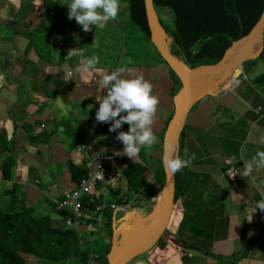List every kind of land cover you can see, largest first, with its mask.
Returning <instances> with one entry per match:
<instances>
[{"label": "trees", "instance_id": "trees-1", "mask_svg": "<svg viewBox=\"0 0 264 264\" xmlns=\"http://www.w3.org/2000/svg\"><path fill=\"white\" fill-rule=\"evenodd\" d=\"M154 2L156 9L165 8L173 13L175 18V31L173 35H170L171 44L173 46L172 53L187 65H213L219 63L223 60L229 48L237 41L250 34L264 12V0H154ZM35 9L37 8L30 5V9L23 12L25 15H13L9 12V9H7V14L1 16L3 21L0 22V31L2 32V27L6 26L8 28L19 29L23 27L32 30V35L30 34L28 36L30 46H27V48L30 51H34L35 55L43 60L44 56H46V52L39 46L38 34L42 35L44 30H46V21L50 20L49 14L52 11V5L50 4L48 7H42L40 12H36ZM127 10L129 20L134 26L141 29L143 34L147 37V40L155 47L158 58L163 60L161 53L152 41V32L144 0H128ZM26 14L29 15V18ZM34 18L36 19L35 21H33ZM166 32L167 34L170 33L167 29ZM209 37L211 38L208 39ZM194 45H198L199 47L196 55H193L191 52ZM32 48L33 50H31ZM263 58L264 51L256 60H250L245 65L247 74L249 76L257 74L256 79L261 83L264 81V74L259 76V62ZM48 61L51 62V60ZM37 70L38 67L35 65L32 71L37 72ZM165 76L170 79V81L172 80L171 77L174 81L175 79L177 80V85L175 83L172 87V93L175 97L179 92H177V87H181L182 83L172 69L171 76ZM50 83H55L54 91L56 92L58 83L49 79L47 85ZM73 87L74 83L72 82L67 86V89L70 90L73 89ZM68 90L64 89V91ZM38 100L39 98L37 101ZM21 118L23 119L22 128L24 127L25 135L23 139L24 143H21L26 149L24 155L20 157L17 156V136H14L8 143H4L7 142L6 138L2 137L1 139L3 150L9 151H6L4 157H0V180L14 179V181H10L12 183L8 182L7 185L2 184L0 187V264H37L36 262L42 264V261L59 264H82L86 261L87 264H90L89 250L91 252V249L88 240L86 241V238L82 237L77 230H70L68 228L64 217L65 215L58 210L56 206L54 207L56 204L53 201V203H48V207L53 206L52 208L55 209L51 211L47 207L42 206V203H35L29 199L25 201L19 200V195L22 194V185L19 180L22 178L23 174H30V172L24 173L22 171L23 166L33 168V174L30 175V179L34 178L35 181L42 179L46 173L45 168H49L50 166L49 163L41 164L38 161H33V158L30 156L31 152L36 151L41 154L48 151L56 142L47 134H34L35 126L40 124L38 114H34L33 118L29 115H18L17 119ZM173 118V116L169 118L161 131L156 130L157 138L161 139L163 143L167 129L173 121ZM106 128L107 126L103 124L102 128L99 130V134H117L116 132H109V129L106 130ZM128 129L129 125L126 126L125 131H128ZM69 133L68 139L62 141L65 146L69 145L71 150L75 149L78 153V144L82 140V138L78 136L81 135L73 134L72 130H69ZM89 138H91V136H87L86 140H89ZM185 139L186 132L184 130L182 142H184ZM153 148L155 149L154 153L151 152L152 148H142L139 153L140 158L143 157L144 153L148 154L147 152H149L152 153V159H157L156 152L160 147H157L155 144ZM161 150H164L163 145L161 146ZM81 153V158H83L82 166H86L88 161L94 164V159L88 152L83 151ZM158 159L160 164L158 162V164L152 166V168L155 169V176L158 182L161 185H165L166 172L163 168L162 159ZM55 162L58 164L59 161L57 158ZM76 162L77 156L75 158L73 155H67L65 158L64 165L66 166V170L70 172V181L68 179L62 180L61 174L52 173L49 175L50 178L53 176L51 179L52 181L48 184L42 183V185L39 186L46 191H53L54 187L59 186H67L71 189L79 187L82 179L87 176L90 168L79 167ZM147 171H149V169L142 163H134L130 160L129 166L125 169L123 175H117L119 185L127 181L129 189L127 200H130L132 195H140V193H143L145 197L147 195L146 198H151L155 195L156 192L149 191L151 183L146 175ZM176 178V202L181 198H185L189 191L190 193L188 195L190 197H187V203H189V199L191 198L206 199L205 188L201 185L202 182L198 177H192L191 171L188 168H186L183 173L177 172ZM54 181H57V185L59 186L53 185V183H55ZM105 187L111 193L110 196L106 195V191L103 187H98L85 200L93 202L95 206L105 202L106 198L118 202L124 200L119 198V194L121 193L120 190H115L110 185H106ZM25 193L26 191L24 190V194ZM137 204L138 203H132V209H136L138 207ZM141 208L143 207L141 206L140 209ZM37 211L41 215L37 216ZM149 211L151 212L152 209H149ZM113 218V215H107L102 229L107 231L112 237L114 235ZM59 219L62 220L59 224H63L65 228L57 225V220ZM97 230L98 229H91L86 236L87 239L90 238L94 240ZM168 233L170 234L169 231ZM184 243L188 244L189 242L187 243V241L184 240ZM111 248L112 244H109L105 248V252H99L105 264H109L108 255ZM30 258H33L34 261H29ZM76 261H79V263Z\"/></svg>", "mask_w": 264, "mask_h": 264}, {"label": "rangeland", "instance_id": "rangeland-1", "mask_svg": "<svg viewBox=\"0 0 264 264\" xmlns=\"http://www.w3.org/2000/svg\"><path fill=\"white\" fill-rule=\"evenodd\" d=\"M22 1L23 0H0V22L3 21L1 16L3 14L4 15L7 14L6 11L7 9H9V12L12 13L13 15L17 11L18 14H24L23 12L26 8H23L21 6H25L26 3ZM29 1L41 2V0H29ZM119 2H120V9L115 20H110L103 29L95 28V26H92L91 31L85 32L83 31L82 26L76 22L75 18L69 19L72 22V25L71 26L68 25L66 16H68L69 8L67 3L70 2L68 0H53V8L50 14V20L46 21V26H47L46 30H44L43 34L38 37L39 46L46 52V56H44L43 60H40L39 63L35 62L36 56L34 55L33 51L29 53H24L20 55L18 59L15 58L13 61H11V59L15 57V53H12L13 46L10 43L11 32L13 34L14 31L13 28L11 27L10 28H8L7 26L2 27L3 31L2 32L0 31V42L6 43V45L3 44L0 45V49L5 52V54H2L0 52V88L2 87L12 88L14 92V97L16 99V101L14 102L15 106L14 107L9 106V108L11 107V109L19 110L18 114H21L22 112V114L29 115L30 117L33 118L35 114L34 111L37 110V106L33 107V105H31L28 107L29 103L23 102L26 93L23 92L21 89L22 86L30 89L32 82L36 80L37 76L35 75V73L32 72L33 67L35 65L37 67L40 65V69H41V66L45 65L46 67L44 66V68H47V66H54L56 69H58L57 72H48V73L43 70H40V75L43 79L40 80L38 84L34 85L32 91L28 93V95H32V96L38 94H43L44 96H46L44 85L45 82L48 81V79L51 76H53V78L55 79H58L61 77L62 71L64 72L65 75H67L69 71L75 73V67L78 63L79 58L77 57L68 58L66 56L70 48L80 47L84 49V52H87V50L90 51L89 54H85L86 56L90 57L92 55H97L100 57L99 64L96 66L97 70L91 73H87L86 75L90 79L94 78V80L101 87H102V75L105 72L110 73L114 69L123 67L129 70H135L136 72L143 73L145 79H147L152 83L153 91L158 88L161 90L160 96H158L159 104L157 107V112L154 117L153 125H152L154 134L157 133L156 130L161 131L165 127V123L169 120V118L172 116L175 117L174 116L175 108L176 105L179 104L180 95H178V97L176 98L175 101L176 103H175L173 101V93L171 92L173 82H171L170 79L166 78L165 76V75L171 76L168 65L165 63L164 60L158 58L155 47L152 45L151 42L147 40V37L143 34L141 29L137 26H134V24L129 20V16H128L129 14L127 10L128 0H119ZM45 3H46L45 6L48 7L51 2L50 0H45ZM30 5L31 4H28L29 7ZM36 5H37V9H35V11L40 12L41 5L40 4H36ZM157 15L159 17V20H161V22L163 23L164 27H166V29L170 32L167 36L170 47L173 50V46L170 42L171 40L170 35H173L175 31V18L173 16V13L169 9L158 8ZM35 20L36 19L34 18L33 21ZM23 31H24L23 27H20L19 29L17 28L18 38L15 42V46L17 49L25 50L27 46V40L24 37ZM60 42L63 43L62 47H58ZM56 48H59V50H57ZM31 50H33V48ZM61 51H63V54L60 53ZM259 53L260 51L257 52V54L255 55L258 57ZM48 60H51V62H49ZM263 64H264V58L259 62V67L262 66ZM245 70H246V66H245ZM6 72L8 73L7 75ZM50 73H52L53 75ZM83 75L84 74L75 73L76 78L78 80L81 79V81ZM75 76H71L68 78L74 79ZM171 79L173 78L171 77ZM162 80L170 81V82H161ZM241 80L242 82L239 85V87L236 89L234 93H232V95L239 102L238 105L239 112L232 110L230 113H225L223 117L220 118L222 122H224L225 119L228 121V123L225 124L226 126H224V130L222 129L219 131L216 130L215 128L211 130L202 128L200 130V126H195V129L202 132L199 136H196L195 134L199 132L190 130L189 129L190 125L188 123L189 126H187V128L185 129L186 139L184 142H182V137H181V141L178 148V154L182 158H185V150H187V154L189 157L192 156V154H195V159H193L191 161V164L189 165L190 167H192L191 176L192 177L195 176L200 179V181L202 182L201 185L205 188V192H206L205 200L199 198L198 199L191 198L189 199V203H187L186 199L187 197L188 198L190 197L188 195L190 193L189 191L185 199L181 198L176 205L174 215L172 218V219L174 218L176 219V224H177L175 235L179 234L180 237L185 236L187 238L186 241L187 243L188 242L189 243L184 245L185 250H188L190 248L194 249L193 247L198 248V243L200 242L208 244L207 242L202 240L205 239L206 237L204 235L198 236L194 229L196 228V226L205 225L206 220L204 217L210 216L212 215L211 213H214L216 211H224L226 207L225 200L230 196L231 194L230 190H232L230 179L226 177L224 172L227 171L229 168V166L226 163V160L229 158V156L233 157L237 161L239 160L240 156L244 158L243 150L246 148L245 146L240 149L239 153L235 154V152L239 148L238 141L244 140V138L242 137L243 135L246 134L249 135V132L253 127L254 121L252 120L249 122L247 121V118L238 119V114L240 113L241 109H245L247 107V102H252V94L254 92L253 82L256 83L257 80H253V78L251 77L246 79L244 77H241ZM73 83L75 86V82ZM83 83L85 84V82ZM65 89H67V86L65 87ZM180 89L181 88H179V92ZM67 92L68 91H63L61 96L63 97L66 96ZM5 97L10 98L6 93L2 92L0 94V107L3 106V101ZM162 98H165L166 101H163ZM210 100L214 101L213 97H211ZM18 102L20 103V105L23 104L22 106L23 110L18 106L19 105ZM200 102L202 103L204 101H200ZM168 107L170 108L168 109ZM262 110H263L262 107L256 109V111L259 114L263 112ZM196 111H197V106L194 109L193 112L194 115ZM18 114L15 115L16 122L18 121L17 119ZM213 117L215 122L218 124V126L223 127L220 123V119L217 116H213ZM192 120H190V123L192 122ZM110 123L111 122L108 123L101 122V126L103 124L104 126L106 125L107 126L106 130H108L110 127ZM6 124L7 123H4V125ZM48 125L52 126L53 124L50 121H48ZM127 125H128L127 123L123 124L121 130L125 131ZM157 126L158 128H156ZM77 128H79V126ZM79 129L85 132V134L84 133L78 134L81 135L78 137L82 138L83 140L86 137V133L88 135V129L83 127ZM21 133L22 134L19 135V145L21 143H24L23 128L21 129ZM230 135L233 136L230 137ZM234 140H236V142H234ZM207 142H209L213 147V152L207 150L206 148ZM227 142H233V143L229 144ZM118 144L119 146L116 145L118 148L123 147L122 143H118ZM156 145L157 147H161V141H158ZM64 148L66 150H69L67 146H64ZM18 150L19 153H22L19 147ZM202 151H205L206 155H204ZM151 152L152 153L155 152V149L153 147ZM88 153L90 155H93V153L90 151H88ZM147 153L148 154L145 153L143 154L141 161L145 162L143 163V165L147 169H149V171H147L146 173L151 183L149 187V191L156 193L151 198H146L147 195L145 197L143 193H140V195L136 194L131 196L130 198L131 203L133 204L138 203L137 204L138 207L136 209H133L136 214L130 217L131 219L130 221L138 220L139 222H141L140 220L144 219L146 215L148 217L153 212V210L159 207L162 201L161 200L162 196L159 193V189L154 180V178H156L155 169L152 168V166L158 164L159 159L158 158L152 159L151 156L152 153L149 152ZM204 156L206 157L203 159ZM82 160L83 158L80 159L77 158V162H76L78 164L77 166L86 168L81 165ZM126 160L130 161L131 159L127 157ZM141 161L138 156L136 162L141 164ZM62 168L64 167H58L57 165L51 164L47 172L48 174L49 173L58 174ZM114 171L118 172L119 168H115ZM184 171L185 168L179 172L183 173ZM238 181L240 185L241 177H239ZM0 182L2 181L0 180ZM35 184L38 185L36 182ZM39 185L41 184L39 183ZM99 187H103V189H105L104 185H100ZM122 188H123V192H122L123 195L125 193H128V185L126 183L124 184V186H122ZM36 198L38 199L39 196L37 195ZM53 198L54 196L48 198L49 203L50 201H52ZM43 203H47V202H43ZM141 206L143 208L140 209ZM222 206H224V208H221ZM149 209H152V211L150 212ZM94 210H95V205L93 204V202L87 201L85 203V209L83 215L77 218V222L82 231L87 232L89 230L90 228L89 215H91L94 212ZM182 210L184 211V213H186L184 217H182L181 214ZM225 211L227 212L228 209H226ZM36 215L39 216L41 214L37 211ZM140 215L144 217L141 218ZM125 216L126 214L124 212L122 211L117 212L118 221H121ZM214 222H218L217 219H215ZM120 225L122 224H117V226ZM60 227L65 228L63 224H61ZM172 231L174 232L173 228ZM95 237H96L95 241L90 238L86 239V241L88 240L89 242L90 249L92 251H98L102 253L105 252V248L112 242V236L108 234L107 231L98 229L96 231ZM168 238H169V233L166 234V240H168ZM173 239H174L173 241H175V238ZM163 240L164 239L161 240V245ZM212 244L213 243H211L210 245L212 246ZM172 252L176 254L179 260V262L175 261V264H192V263L208 264L205 263L204 261L200 262L201 259L204 258V256L200 254L186 255L183 260L181 258V251H179L178 247L176 246V243L173 245ZM206 255L208 260H212L211 262L218 261V258H220V256L217 255L214 256L209 253ZM194 259H198L197 261L198 263H194V262L191 263V261H193ZM29 261H34V259L30 258ZM100 261L102 262V264H104L103 258H101ZM76 262L79 263V261ZM42 264H59V263H50L49 261L46 262L42 261ZM82 264H87V263L86 261H84ZM127 264H135V263L133 261H129Z\"/></svg>", "mask_w": 264, "mask_h": 264}, {"label": "crops", "instance_id": "crops-1", "mask_svg": "<svg viewBox=\"0 0 264 264\" xmlns=\"http://www.w3.org/2000/svg\"><path fill=\"white\" fill-rule=\"evenodd\" d=\"M22 2L26 3L25 6H21L23 8H30L28 4H31L36 8H37L36 4H40L42 7L45 6L44 0H41V2L23 0ZM26 10L28 9H25L24 12H26ZM14 15H18V11ZM26 15L29 18V15L28 14ZM26 50H27L26 48L25 50H22V49H15L13 47L12 53H14L15 51L16 53H15V57L12 58L11 61H13L15 58L18 59L20 55L24 53H29ZM0 52L2 54H5V52L1 49ZM89 52L90 51L87 50L85 54H89ZM60 53L63 54V51ZM40 60L41 59H39L36 56L35 62L39 63ZM263 65L260 66L259 76L264 74ZM44 66L45 65H42L40 69V65H39L37 72L32 71L33 73H35L37 78L32 82L30 89L24 86L21 87L22 91L25 92L27 95V96L25 95L23 102L29 103L28 107L31 105H33V107L37 106V110L34 112H37L42 115V117L38 119L39 123L43 120H47L53 124L51 128L48 129V131L46 132H40L38 126L39 124H37L34 128V134L36 135L41 133L47 134L53 140L56 139V142L51 146V148H49L48 151L43 152L41 154L39 152L33 151L31 152L30 156L33 158V161H38L41 164L49 163L50 165L54 164L57 165L58 167H64L61 169V171L63 172H59L58 174L62 175L61 178L62 180L68 179L70 181L71 175L70 172L66 170V166L64 165L65 163L64 160L67 155H74L75 158L77 156V158L80 159L82 153L78 152L79 153L78 154L75 149L71 150V147L69 148V145H66L69 148V150H66L64 148L65 145L63 141L59 138L64 131L65 133H67L68 136L70 134L69 130H72L73 134L74 133L77 135L79 133L85 134V132L79 129L83 127L88 129V135L86 133V137L78 144V146L81 147L83 145H89L95 135V121H96L95 114L97 108H99V102L96 100V96L97 95L103 96L105 92L103 89H101V86L95 80L90 79L86 74L82 76V81H81V79L78 80L76 78L75 74L73 75L75 76L74 79H69L68 76L65 75L64 72L62 71L60 78L55 79L53 78V76L49 78L51 81L54 80L58 83V86L56 87V92L54 91L55 83H50L47 85V81H46L44 85L46 96H44L43 94H38L34 96L28 95V93L32 91L33 86L38 84L39 81L43 79L40 75V70H43L47 73L58 71V69H56L54 66H47V68H44ZM7 74L8 73L6 72V75ZM248 77L249 75L247 74V77H245V79ZM250 77L253 78V80H257L256 79L257 74H253ZM207 80L208 79H204L203 81L205 82ZM71 81L75 82V86L73 90L66 89L68 90L66 96L64 97L61 96L65 87ZM217 81L218 80L210 81V83L213 86L214 82ZM83 82H85V84ZM222 82L223 81H221V83ZM262 83H264V81ZM262 83L259 82L258 80L256 81V83L253 82L254 92L252 94V102H247V107L245 109H241L240 113L238 114V119L247 118V121L249 122L252 120L254 121L253 127L249 132V135L248 134L243 135L242 137L244 138V140L238 141L239 148L235 152V154L239 153L242 147L244 146L246 147L243 150L244 151L243 155L245 159L242 158V156L239 157V159H241L242 162L250 161L252 156L255 155L257 150L264 151V143L259 142L260 137L264 136V113L259 114L256 111V109H259L260 107H263L264 109V84ZM156 90L153 91V94L158 97L160 96L161 90L159 88ZM235 91L229 93H226L225 90L218 91L216 95L212 96L214 101L210 100L211 97H209V100L197 104L196 105L197 111L194 115L193 112L196 107L195 106L192 109V112L188 118L186 128L187 126L190 125L189 127L190 130L199 132L195 134L196 136H199L202 132L195 129V126H200V130L202 128H206L208 130H211L213 128L219 131L222 129L224 130V126H226L225 124H227L228 121L225 119L224 122H222L220 118H222L225 113H230L232 110L239 112L238 109L239 102L232 95V93H234ZM2 92L6 93L10 98L5 97L3 101V106L0 107V157L1 158L4 157L6 151H9V150H3L2 141H1L2 137L7 139V142L4 143H8L12 138H14V136H17L18 146L16 148V153L17 156L20 157L23 156L24 153L26 152V149L21 144L19 145V135L22 134L21 129L23 126V119L22 118L18 119V121L16 122L15 115L18 114L19 110L11 109V107L9 108V106L14 107L15 106L14 102L16 101L12 88L2 87L0 88V94ZM38 98L39 100L37 101ZM162 99L163 101H166L165 98ZM18 104H19L18 106L22 108L23 104L20 105L19 102ZM169 108L170 107H168V109ZM21 114L18 115L20 116ZM213 116H217L220 119V123L223 127L218 126ZM190 120H192L191 123ZM4 123L7 124L4 125ZM78 126L79 128H77ZM156 128H158V126ZM99 130L100 128L97 130L98 133ZM116 135L115 134L112 135V139L116 143H122L115 139ZM87 136L89 137L91 136V138H89V140H86ZM232 136L233 135H230V137ZM234 142H236V140H234ZM227 143L231 144L233 142H227ZM107 144L110 143L107 142ZM18 147L21 149L22 153H19ZM206 148L208 151L213 152V147L209 142L206 143ZM112 149L113 148H111V150ZM84 151L88 152L89 150H84ZM202 153L206 155L205 151H202ZM205 157L206 156H204L203 159ZM56 158L59 161L58 164H56L55 162ZM89 162L90 161H88V163ZM91 163L92 162L89 163V166ZM81 165H83V160ZM45 169H46L45 175L42 177V179L38 180L41 185L42 183L48 184L50 181H52L51 180L52 177L51 178L48 177V175H50V173L48 174L47 172L49 168L46 167ZM22 171L24 173L30 172V174H26V175L23 174L22 178L19 180L22 185V194L19 195V200L21 201H25L29 199L32 202L42 203V206L48 207L47 206L49 203L48 198L52 196L55 197L57 195H62L64 192L71 189L70 187L67 186H59L57 185V181H54L55 183H53V185L59 187H54L53 191H46L45 189L39 186L37 180L35 181L34 178L32 179L29 178L30 175L33 174L32 167L23 166ZM243 171H240L238 177L234 179L235 182L230 181L232 185V190H230L231 192L230 196L225 200L226 207L224 211H216L214 213H211L212 215L204 217L206 220L205 225L194 229L198 236L204 235L206 237L205 239L202 240L207 242L208 244L200 242L198 243V248L193 247L194 249L190 248L188 250H185L184 245H186V243H184L183 241L186 240L184 239L186 237L185 236L177 237V235H175L177 224H176V219L174 218L172 221V225H174L173 227L174 232L169 234V238L167 240L168 244L162 243L161 245V240H160L157 242L158 244H156L152 249H150L148 253H146L147 255L142 253L140 255H137V257H134L131 261H133L135 264H175V261L179 262L176 254L172 252L173 245L176 243V246L178 247L179 251H181V258L183 260L186 255L200 254L204 256V258L201 259L200 262L204 261L205 263L208 264H264V211H261L259 208L255 210V204L257 201L262 199L261 191L264 190V168L261 169L254 168L252 174L247 177L241 175ZM239 177H241L240 185L238 181ZM1 181L2 182H0V187L2 186V184L7 185L8 182L14 181V179L1 180ZM33 181H35L38 185H36L35 182ZM24 190L26 191L25 194H24ZM37 195L39 196L38 199L36 198ZM43 202H47V203H43ZM51 202L52 201H50V203ZM224 206H222L221 208H224ZM52 207L53 206L48 207V209L51 211L55 210ZM226 209H228L227 212L225 211ZM181 214L182 217H184L183 210ZM214 217L215 219H217L218 222H214L215 220ZM60 222H62L61 219L57 220V225L59 227H60L59 224ZM115 226L116 224L114 225V227ZM172 237L175 238V241H171L174 240ZM162 239H166V235ZM211 243H213L212 246L210 245ZM208 253L214 256L216 255L220 256V258H218V261L211 262L212 260L207 259L206 254ZM89 257H90V250H89ZM197 261L198 259H194L193 261H191V263L192 262L198 263ZM36 263L39 264V262Z\"/></svg>", "mask_w": 264, "mask_h": 264}, {"label": "clouds", "instance_id": "clouds-1", "mask_svg": "<svg viewBox=\"0 0 264 264\" xmlns=\"http://www.w3.org/2000/svg\"><path fill=\"white\" fill-rule=\"evenodd\" d=\"M68 1L70 2V3H67L68 8H69L68 16H66V19L68 21V25L69 26L72 25V22L69 19L75 18L76 22L82 26V29L85 32L91 31L92 26H95V28L103 29L110 20L116 19L118 12H119V9H120L119 0H68ZM50 2H51L50 4L52 5V8H53V0H50ZM50 14H49V17H50ZM160 22H161V20H160ZM161 24H162V22H161ZM162 26H163V24H162ZM13 31H14L13 34L11 32L10 43L12 44V46L15 49H17L15 46V42L18 38L17 28H13ZM31 31L32 30H28L27 28L26 29L24 28V31H23L24 37L27 40V46H30L28 36L30 34L32 35ZM165 31H166V29H165ZM39 36H40V34H38V37ZM210 38L211 37H209L208 39H210ZM170 42H171V40H170ZM0 44L6 45V43H3V42H0ZM62 45H63V43L60 42L58 47H62ZM259 45H260V43H259ZM27 46H26L27 51L31 52L27 48ZM56 49H59V48H56ZM258 49L261 50L259 55H258V57H260L261 53L264 51V43L262 46L260 45ZM198 50H199L198 45H194L193 48L191 49V52L193 55H196ZM14 53H16V51ZM66 57H68V58H72V57L79 58L78 63L75 67V73H77V74H87V73H91V72L97 70L96 66L99 64V61H100V57L97 55H92L90 57L86 56L84 49L80 48V47L70 48L68 50V54ZM165 63L167 65H169L167 63V61H165ZM213 65H215V64H213ZM168 67L170 69V74H171L172 68L170 67V65ZM75 73H73L72 71H69L67 73V76L71 77ZM174 73H175V71H174ZM241 77H244V78L247 77V72L245 69H244V73L242 74ZM241 77H240V81H238V83L236 85H234V86L230 85L229 88L234 87L233 90H231V89L225 90L224 88H222V89H220V91L225 90L226 93L235 91L242 82ZM92 80H94V78H92ZM161 82H170V81H163L162 80ZM171 82H173V86L175 83L177 85L176 79H175V81L172 79ZM70 83H72V81L69 82L67 84V86ZM231 84H232V82H231ZM179 88H181L180 92H178ZM182 88H183V86L177 87L178 93L175 97L173 96L174 102L176 101V98L178 97L179 93H181ZM101 89H105V90H107V92L103 96H101V95L96 96V100L99 102V108H97V110H96V114H95L96 115V121H95V123L96 122H104V123L111 122L110 127H109V132H116L117 135L115 136V139L117 141L122 142V145H123V147L118 152H115V155H117V156L124 155V157L122 159H119L118 162L114 166L111 167V170H113L112 172L115 173L114 182L113 183L100 182L98 184V186L96 187V188H98L100 185H104V186L110 185L115 190L121 191V193L119 194V198L124 199L122 202L111 201L108 198H106V200H105V202L121 203L123 206H122V210H120V211H122L126 214V216L121 221H118L117 214H116V217L113 218L114 225L116 224L115 227L113 226V229L115 232L116 228L119 227V226H117V224H123L127 221H130L131 220L130 217H132L133 215L136 214L135 211L132 209L131 199L127 200L128 199L127 198L128 193H125L124 195L122 194V192H123L122 186H124L125 183L127 184V181L124 182L122 185H119V183L117 181V175L118 176L123 175V172L125 171V169L128 168L129 161L126 160L127 157L130 158L135 163L142 148L151 149L158 141H161V146L163 145V148H164V143L162 142V140L157 138L156 134H154V130L152 129L153 120H154V117L156 115L157 107L159 104V98L153 94V85L150 81L145 79L143 73L136 72L135 70H129V69H126L123 67L114 69L110 73L105 72L102 75V87H101ZM105 90H104V92H105ZM262 111L264 112V109ZM175 113H176V108H175ZM175 113H174V116H175ZM35 114H38V119H40L42 117V115L37 113V112H35ZM125 123H127L129 125L128 131H121V128H122L123 124H125ZM38 126H39L40 132H46V131H48V129L51 128V126L48 125L47 120L41 121ZM118 130H120V131H118ZM97 134H98V136H101V137L98 138L96 145L94 144V139H93L89 145H83V146L79 147V150H78L79 153H81L84 150H89L90 152L93 153L92 158L94 159V164L91 163L89 166V163H90L89 162L86 165V167L89 166V168H90L89 172L95 166V156H94L95 149L105 151V150H103V147L106 145H109V144H107L108 141L103 140L105 138V137H103L104 135H100L98 133V131H97ZM106 135H109L112 138V134H106ZM24 137H25V135H24ZM59 139H61V140L66 139L67 140L68 139L67 133H65V131H64ZM54 141H56V139H54ZM259 142L264 143V136L260 137ZM159 149L161 150V147ZM159 149L157 150L156 154H157L158 158L162 159V164H163V168H164L165 172L170 173V174H176L177 172L182 171L184 168L185 169L188 168L190 171H192V167H190L189 165L191 164V161L193 159H195V154H192V156L189 157L187 154V150H185V158H182L178 154L177 147L174 145H166L165 150H163V151L161 150V152ZM160 153H161V155H160ZM139 158H140V156H139ZM228 159H232L234 161V165L240 171H243V169H244L243 173L241 174L244 177L250 176L252 174L254 168L255 169L264 168V151H262V150H257L255 155L252 156L250 161L242 162L241 159H239L237 161L233 157H230V156ZM140 161H141V158H140ZM141 163L143 164L145 162L141 161ZM115 168H119V171L115 172L114 171ZM89 172H88V174H89ZM224 172L226 175L227 171H224ZM227 178H229V177H227ZM229 179L231 182L232 181L235 182V180H233L231 178H229ZM154 180H155L157 187L159 189V193L162 194L165 185H161V184L159 185V182L155 178H154ZM105 191H106V195L110 196L111 193L106 189V187H105ZM128 192H129V189H128ZM261 197H262V199L257 201L255 204V210L257 208H259L261 211H264V190L261 191ZM177 203L178 202H176V205H177ZM120 211H118V212H120ZM109 214L114 216L113 212L108 211L106 213L105 218H107V215H109ZM184 215H186V213H184ZM140 217L142 218L144 216L140 215ZM104 220L102 222H99V221L94 222L93 221L92 225H90V228L87 232H84L82 230H81V232H79L77 230V232L82 237H85L87 239L86 236L88 235V233L90 232L91 229H99V228L103 229ZM172 221H173V219H172ZM172 221L169 225L170 228L168 227L166 233L168 231L170 233H173L172 228L174 227V225H172ZM132 222H134V221H132ZM199 227H201V226H196V228H199ZM70 230H76V229H70ZM166 233L164 234V236L166 235ZM178 236H179V234L177 235V237ZM121 238H122V236L119 237V239H121ZM162 238L160 240H162ZM185 239L187 240V238H185ZM95 240H96V237L94 236V241ZM171 241H173V240H171ZM162 243L168 244L166 239H164ZM110 244H112V246H113V237H112V242ZM111 250H112V248H111ZM149 251H147L146 253H148ZM146 253H144V254H146ZM92 257H96V259H99V261H100V259L102 258V255L98 251H92L91 250L90 261H91Z\"/></svg>", "mask_w": 264, "mask_h": 264}, {"label": "water", "instance_id": "water-1", "mask_svg": "<svg viewBox=\"0 0 264 264\" xmlns=\"http://www.w3.org/2000/svg\"><path fill=\"white\" fill-rule=\"evenodd\" d=\"M144 2L152 32V41L161 53V57L167 61L180 78L183 86L179 94V104L176 105L175 117L167 129L164 139V150L166 145H174L178 149L192 109L200 101H206L209 97L216 95L222 88L233 90L234 87L229 88L233 77L240 81L246 63L256 59L255 54L261 51L258 48L264 43V12L250 34L237 41L227 51L222 61L215 65H187L172 53L167 33L157 15L154 0H144ZM243 43L245 44V51L241 55L240 49ZM232 56L234 58L230 59ZM229 71H234L233 76L227 73ZM219 73H224L223 82L217 87H212L210 81L212 78L215 79ZM206 76H209V79L205 82L197 79V77L204 79ZM181 98H183L182 102ZM176 195V174L166 172V183L161 194L162 201L159 207L153 210L148 217L140 220L141 222L138 220L134 222L127 221L116 228L112 250L108 256L109 264H127L134 257L146 253L157 244L172 221L176 207ZM125 230H129L131 236H136V240H133L132 245L128 244L129 240L125 238V235H129L124 233ZM121 236L122 238L119 239Z\"/></svg>", "mask_w": 264, "mask_h": 264}, {"label": "built area", "instance_id": "built-area-1", "mask_svg": "<svg viewBox=\"0 0 264 264\" xmlns=\"http://www.w3.org/2000/svg\"><path fill=\"white\" fill-rule=\"evenodd\" d=\"M107 90H105L104 95ZM207 101V100H206ZM101 122L95 123V135H94V144H97L99 137L97 130L101 128ZM103 140L108 141L110 146H104L103 150L95 149V166L89 172V174L82 179L79 187L70 189L64 192L62 195L55 196L52 201L56 204V208L60 210L65 215L66 224L69 229H76L81 232V228L77 222V218L84 213L85 209V199L91 195V193L96 189L100 182L113 183L115 180V173L112 172L110 168L114 166L119 159H122L124 155L117 156L115 152H118L121 148L109 135H104ZM116 146V147H115ZM123 146V145H122ZM111 148H113L111 150ZM227 165L229 166L226 176L231 179H236L240 174V170L234 165L232 159L226 160ZM122 204L118 202H103L95 206L94 212L89 215L90 225L92 222H102L108 211L113 212L114 218L118 211L122 210ZM90 264H102L99 259L96 257L91 258Z\"/></svg>", "mask_w": 264, "mask_h": 264}, {"label": "bare ground", "instance_id": "bare-ground-1", "mask_svg": "<svg viewBox=\"0 0 264 264\" xmlns=\"http://www.w3.org/2000/svg\"><path fill=\"white\" fill-rule=\"evenodd\" d=\"M244 51H245V44L243 43L241 45L240 54L243 55ZM232 58H234V57L232 56L230 59H232ZM227 73L233 76L234 71H229ZM197 78L200 79V81H203L204 79H209V76H206V78H204V79L203 78H199V77H197ZM193 79L195 80V77ZM223 79H224V73H219L215 79L212 78L211 81L218 80L217 82H214L212 87H217L218 85H220V83H221V81H223ZM237 83H238V81L233 77L231 86L236 85ZM181 99H183V98H181ZM124 233H128L129 234V235H125V238L127 240H129L128 244L132 245L133 240L134 241L136 240V236H131L129 230H125Z\"/></svg>", "mask_w": 264, "mask_h": 264}, {"label": "flooded vegetation", "instance_id": "flooded-vegetation-1", "mask_svg": "<svg viewBox=\"0 0 264 264\" xmlns=\"http://www.w3.org/2000/svg\"><path fill=\"white\" fill-rule=\"evenodd\" d=\"M183 99H181V102H182Z\"/></svg>", "mask_w": 264, "mask_h": 264}]
</instances>
